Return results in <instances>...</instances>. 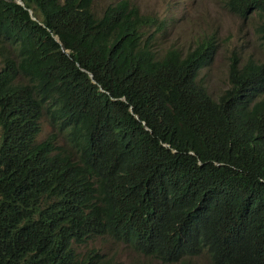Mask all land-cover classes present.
I'll return each instance as SVG.
<instances>
[{"label": "trees", "instance_id": "obj_1", "mask_svg": "<svg viewBox=\"0 0 264 264\" xmlns=\"http://www.w3.org/2000/svg\"><path fill=\"white\" fill-rule=\"evenodd\" d=\"M22 1L0 0V264H86L73 242L124 264L90 248L102 234L135 252L128 264H194L203 248L212 264H264V63L232 57L213 98L198 78L213 37L160 54L144 34L164 19L132 0L101 15L92 0ZM43 114L56 131L38 140Z\"/></svg>", "mask_w": 264, "mask_h": 264}, {"label": "rangeland", "instance_id": "obj_2", "mask_svg": "<svg viewBox=\"0 0 264 264\" xmlns=\"http://www.w3.org/2000/svg\"><path fill=\"white\" fill-rule=\"evenodd\" d=\"M115 1L92 0V9L97 15H101L105 7ZM132 1L138 4L142 12L164 19L162 28L155 30L154 26H149L144 34L146 37L153 31L152 45L160 54L171 46L186 52L195 48L202 40L213 37L215 47L210 61L198 75L213 98L230 85L228 69L232 57L237 56L239 61L244 62L248 56H252L255 60L264 62V39L258 31L262 16L257 11L242 17L226 7V0ZM2 61L3 56L0 55V65ZM51 131V125L46 115H43L38 139H43ZM58 143H64L62 136H59ZM113 248L116 249V257L125 264L135 255L130 247L123 244H114ZM139 257L143 259L142 256ZM147 260L153 264H164L153 258ZM192 260L196 264H211L205 251Z\"/></svg>", "mask_w": 264, "mask_h": 264}, {"label": "clouds", "instance_id": "obj_3", "mask_svg": "<svg viewBox=\"0 0 264 264\" xmlns=\"http://www.w3.org/2000/svg\"><path fill=\"white\" fill-rule=\"evenodd\" d=\"M23 2V1H22ZM228 0H226L225 1V5H226V7L230 10V11H232V12H234L233 10H231L230 8H229V6H228ZM21 4H23V3H21ZM29 9H31V8H29ZM32 10V9H31ZM254 11H257L258 13H260L261 14V16H262V20H261V22L260 23H262V22H264V11H262V10H260V9H257V8H255V9H253L251 12H254ZM33 12V11H32ZM32 12H31V14H32ZM250 12V13H251ZM234 13H236V12H234ZM250 13H248V14H246L245 16H242V17H246L247 15H249ZM236 14H238V12L236 13ZM239 15V14H238ZM241 16V15H240ZM32 17L33 18H35V19H38L36 16H34V15H32ZM259 23V24H260ZM259 31V30H258ZM260 32V37H262L263 39H264V36L262 35V32L261 31H259ZM55 37H57V36H55ZM213 53V52H212ZM212 55V54H211ZM236 58H237V56H235ZM250 58H252L255 62H257V63H264V62H261V61H257V60H255L252 56H248L247 58H246V60L244 61V63L248 60V59H250ZM237 60H238V58H237ZM210 61V60H209ZM239 61V60H238ZM240 63H243V62H241V61H239ZM2 65V64H1ZM0 65V66H1ZM203 68V67H202ZM201 68V69H202ZM90 75L92 76V74L90 73ZM199 78V77H198ZM228 80H229V78H228ZM204 84V83H203ZM229 84H230V82H229ZM205 85V84H204ZM230 86V85H229ZM43 115H46V114H43ZM46 117H47V115H46ZM47 119H48V117H47ZM48 122H49V119H48ZM49 124L51 125V127H52V131L51 132H54V131H56V128L55 127H53L52 126V124L49 122ZM40 127H41V118H40ZM40 131H41V128H40ZM51 132H49V133H51ZM40 133V132H39ZM48 133V134H49ZM47 134V135H48ZM39 135V134H38ZM46 135V136H47ZM45 136V137H46ZM61 136V135H60ZM44 137V138H45ZM64 139V138H63ZM38 140H42V139H38ZM57 143H58V141H57ZM64 143H65V141H64ZM63 143V144H64ZM59 144V143H58ZM63 144H60V145H63ZM102 163H104V165H106V166H108L109 167V165H108V163L105 161V160H102ZM107 235H109V234H102V235H94V236H92V237H90V238H88L86 241H88L89 243H90V248L91 249H94L95 250V252H97V253H99V254H101L102 255V257L104 258L105 256H111V255H114V251L116 252V249H112V250H110V248H109V243H108V239H107ZM116 240V239H115ZM114 244H123V245H125L124 244V242L122 241V239L121 240H116V243H114ZM72 245H73V247H74V249L76 250V252L79 254V255H82L83 253H85L86 254V257H85V259H86V264L87 263H90V264H93V258L90 260V256H91V254H90V252H88V247L84 244V243H77V242H73L72 243ZM203 251H205L206 252V254L208 255V258H209V261H210V263L212 264V262H211V260H210V256H209V253H208V251H207V249L206 248H203L198 254H194V255H191V256H187L194 264H196L193 260H192V258L193 257H196V256H199ZM135 256V255H134ZM134 256H132V257H134ZM92 257V256H91ZM117 260H119V261H121L120 259H118L117 257H116V255L114 256ZM131 257V258H132ZM130 258V259H131ZM147 258H150V257H146V258H143V259H145L146 261H148L147 260ZM154 259V258H153ZM156 260H158V259H156ZM130 261V260H129ZM158 261H160V260H158ZM122 262V261H121ZM161 262V261H160ZM182 262V259L181 258H179V259H177V260H175V261H172V262H168L167 261V263H165V262H162V263H164V264H180ZM124 263V262H123ZM125 264V263H124ZM128 264V263H127Z\"/></svg>", "mask_w": 264, "mask_h": 264}, {"label": "water", "instance_id": "obj_4", "mask_svg": "<svg viewBox=\"0 0 264 264\" xmlns=\"http://www.w3.org/2000/svg\"><path fill=\"white\" fill-rule=\"evenodd\" d=\"M18 3H23L22 2V0H16ZM29 12L31 13L32 12V10L31 9H29ZM57 38V37H56Z\"/></svg>", "mask_w": 264, "mask_h": 264}, {"label": "bare ground", "instance_id": "obj_5", "mask_svg": "<svg viewBox=\"0 0 264 264\" xmlns=\"http://www.w3.org/2000/svg\"><path fill=\"white\" fill-rule=\"evenodd\" d=\"M146 253V252H145ZM142 255V254H141ZM144 256V255H143ZM149 257V256H148ZM189 259V258H188ZM197 259V258H196ZM146 261V260H145ZM191 262V261H190ZM135 264V263H134ZM140 264V263H139Z\"/></svg>", "mask_w": 264, "mask_h": 264}]
</instances>
